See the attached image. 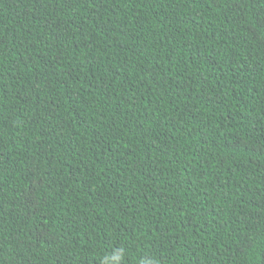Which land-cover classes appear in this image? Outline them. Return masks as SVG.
<instances>
[{
	"label": "trees",
	"instance_id": "trees-1",
	"mask_svg": "<svg viewBox=\"0 0 264 264\" xmlns=\"http://www.w3.org/2000/svg\"><path fill=\"white\" fill-rule=\"evenodd\" d=\"M105 258L264 264V0H0V264Z\"/></svg>",
	"mask_w": 264,
	"mask_h": 264
},
{
	"label": "clouds",
	"instance_id": "clouds-1",
	"mask_svg": "<svg viewBox=\"0 0 264 264\" xmlns=\"http://www.w3.org/2000/svg\"><path fill=\"white\" fill-rule=\"evenodd\" d=\"M121 255H122V250H121ZM119 258L120 256L116 257L117 260ZM104 264H112V258H105ZM141 264H153V262L152 261H141Z\"/></svg>",
	"mask_w": 264,
	"mask_h": 264
}]
</instances>
